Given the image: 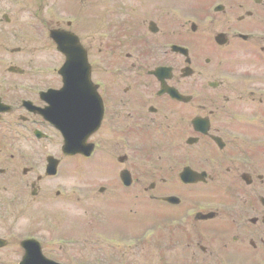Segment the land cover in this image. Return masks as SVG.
<instances>
[{"label": "flooded vegetation", "instance_id": "1", "mask_svg": "<svg viewBox=\"0 0 264 264\" xmlns=\"http://www.w3.org/2000/svg\"><path fill=\"white\" fill-rule=\"evenodd\" d=\"M88 5L82 29L58 16H76L75 0H0V264H41L38 253L55 264H264V0ZM52 30L77 38L88 69L70 97L88 154L68 158L86 161L99 194L150 192L134 207L162 215L141 231L133 218L126 234L116 212L101 247H78L87 232L64 216L39 217L63 229L52 237L23 229L28 191L51 203L59 184L28 167L36 134L63 141L47 121L63 87ZM34 235L38 249L21 246Z\"/></svg>", "mask_w": 264, "mask_h": 264}, {"label": "rangeland", "instance_id": "2", "mask_svg": "<svg viewBox=\"0 0 264 264\" xmlns=\"http://www.w3.org/2000/svg\"><path fill=\"white\" fill-rule=\"evenodd\" d=\"M63 1H69V0H63ZM68 5V4H67ZM74 6V5H73ZM75 7L77 10L76 16H71L68 14H71V11L68 10H62L63 7H61L62 13H60L59 20L61 23H65L67 21L73 20V22H76L78 26H81L82 29L86 27V20L88 18V12L87 8L88 0H75ZM45 20L49 24L53 23V18L57 19L58 17L56 15H51L50 13L48 15H45ZM53 17V18H52ZM62 24V25H63ZM50 26V25H49ZM96 48H98L96 46ZM61 143L56 139H54V142L49 143L48 141H36L31 140L29 143V156L33 159V162H40L42 163L41 155L43 154V158L45 155L53 154L58 158H61V163L59 165L60 167V177L62 182L66 184V192L64 191V199H55L54 192L55 189H52V192L50 194V202L48 205H51L52 208L49 209H63L62 216H65L64 221L67 222V220L71 224H67L69 226H72L70 231H76L78 232L80 228H84L87 233H83V239H80L84 243L78 244V247L89 248L91 245L87 243H95L99 245L101 240V233H112L114 230L111 229L110 226L114 227V221H110L111 218L115 217L114 215L117 212L116 217H118V221L115 223L117 225V229L121 228V231L124 233H130L134 231L135 224L131 225L133 222V218L138 221L139 224L137 226L138 230H142V228H139L143 225H150L153 224L156 225L162 220V215H157L150 211V208L144 207L147 206L145 203V200H149L150 192H143V191H133V190H111L106 194H99L96 191V188L100 184L94 183L89 184V181H86V178H88V174L86 173V163L80 162L79 160L76 161H69L63 160L61 157V154L59 153V147ZM33 153V154H32ZM31 161V160H30ZM44 162V159H43ZM70 170L73 174H70L68 171ZM59 170V169H58ZM100 171H103L101 169ZM94 177L97 176L96 173L93 175ZM60 180V179H58ZM63 183V184H64ZM146 183V187H147ZM66 195V196H65ZM53 199V200H52ZM52 200V201H51ZM58 200V201H57ZM57 201L56 203H59L61 201V204L54 205L53 203ZM29 204L27 205V210L25 212V215L27 217V220L24 221V230L26 229H41V224L39 220L40 215L38 212V209L41 207V203H33L29 199ZM134 203H140L141 205L144 204L143 208H135ZM148 203V202H146ZM44 204V203H43ZM107 207L106 210H104L102 207ZM118 206V207H116ZM47 208H45L42 212L45 215H54V217H57L55 215V211H47ZM102 210V211H101ZM129 210H135L137 211V215L132 216L131 213H129ZM42 213V214H43ZM102 213V214H101ZM107 217L108 219L102 220L100 219L101 216ZM98 216V217H97ZM89 217H95L98 219H95L93 221L89 220L90 224L86 225L82 222H84ZM86 218V219H85ZM88 222V220H86ZM56 222V221H55ZM74 222V223H73ZM72 223L74 225H72ZM57 225V223H56ZM131 225V226H130ZM75 227V229H74ZM49 228L42 229V232H44L48 237H52L53 235H56L59 233L61 228H58L57 231H52V233L48 232ZM109 236H114L109 235ZM81 238V237H78ZM98 240V241H96ZM79 242V241H78ZM99 242V243H98ZM101 247V245H99ZM88 251L83 252V256H86Z\"/></svg>", "mask_w": 264, "mask_h": 264}, {"label": "water", "instance_id": "3", "mask_svg": "<svg viewBox=\"0 0 264 264\" xmlns=\"http://www.w3.org/2000/svg\"><path fill=\"white\" fill-rule=\"evenodd\" d=\"M57 33H52L51 37L55 38V35ZM68 35H66L67 37ZM62 39V43H59V50L65 54L67 58V62L65 64V67L61 71V74L64 78V89L62 92H69L71 89V86L74 84V81L76 80L75 77H73V64L77 65V78L80 76L84 77L85 82H87V67L85 64V58L84 53L80 50L76 40L74 37H68ZM84 67V68H83ZM68 94V93H67ZM66 98V99H65ZM81 105V103H80ZM71 100L69 97H63L61 101L54 104L52 107V120H50L52 123H54L56 118L63 119L65 123L69 124V113L71 110ZM67 124H64V126ZM69 126V125H68ZM78 126H85V124H79ZM68 130V128H67ZM65 149L67 153H70L72 147L74 146V143L70 140L69 136L65 138Z\"/></svg>", "mask_w": 264, "mask_h": 264}]
</instances>
